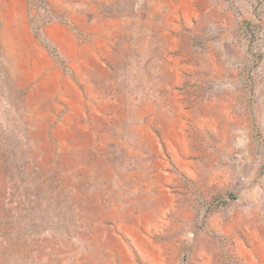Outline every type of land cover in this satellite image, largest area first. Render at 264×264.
Returning <instances> with one entry per match:
<instances>
[{"label": "rangeland", "instance_id": "obj_1", "mask_svg": "<svg viewBox=\"0 0 264 264\" xmlns=\"http://www.w3.org/2000/svg\"><path fill=\"white\" fill-rule=\"evenodd\" d=\"M0 264H264V0H0Z\"/></svg>", "mask_w": 264, "mask_h": 264}]
</instances>
